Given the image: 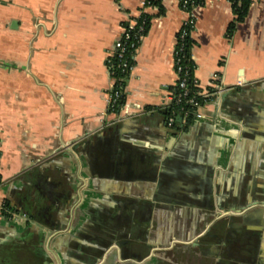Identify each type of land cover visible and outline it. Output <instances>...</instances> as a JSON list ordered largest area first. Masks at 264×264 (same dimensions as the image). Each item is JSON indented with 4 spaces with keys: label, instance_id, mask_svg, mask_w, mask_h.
<instances>
[{
    "label": "crops",
    "instance_id": "crops-1",
    "mask_svg": "<svg viewBox=\"0 0 264 264\" xmlns=\"http://www.w3.org/2000/svg\"><path fill=\"white\" fill-rule=\"evenodd\" d=\"M143 13L114 111L111 55ZM194 13L193 76L229 89L175 127L181 0H0V264H264V0L232 32L234 0Z\"/></svg>",
    "mask_w": 264,
    "mask_h": 264
},
{
    "label": "built area",
    "instance_id": "built-area-1",
    "mask_svg": "<svg viewBox=\"0 0 264 264\" xmlns=\"http://www.w3.org/2000/svg\"><path fill=\"white\" fill-rule=\"evenodd\" d=\"M152 0H142V7L147 8L152 6ZM202 1V0H201ZM203 2V1H202ZM190 4V7H189ZM199 4L196 3V0H181L182 8L188 12V17L184 20L180 32L178 34L177 46L175 49V71L178 76L177 87L179 88V92L177 95H172L171 99L165 105V108L171 107V105L175 104H188L195 109L200 107L206 101H208L214 94L220 93L222 91H227L229 88L219 87L216 91H207L202 89L197 79L193 77L192 86H188V78L190 77V65L184 62L185 58L191 59V53L189 55L186 54V42L188 37H190V33L192 29L196 25V16H195V8ZM144 22L139 23L138 19H129L124 27V32L122 36L116 41L114 45V50L111 55L110 63H111V75L113 83L111 85V93H110V101H109V109H113L118 101L123 97L124 90L126 87L128 75L133 66V52L130 53L128 48L134 47L136 49L137 45L136 41H141L143 34L142 31L144 29ZM134 49V50H135ZM129 52V53H128ZM113 60L115 62H113ZM244 79L238 78L236 85L242 86L244 85ZM159 109H145V113H149L152 111H158ZM176 110H172V114L168 116V124L170 126H174L176 123L175 118ZM188 112L185 111L184 116H187ZM2 186V181L0 179V187ZM5 201L0 204V210L5 208ZM10 214H12L9 211ZM14 215V213H13Z\"/></svg>",
    "mask_w": 264,
    "mask_h": 264
},
{
    "label": "trees",
    "instance_id": "trees-1",
    "mask_svg": "<svg viewBox=\"0 0 264 264\" xmlns=\"http://www.w3.org/2000/svg\"><path fill=\"white\" fill-rule=\"evenodd\" d=\"M203 1V0H202ZM201 0H196V3L200 4L202 3ZM151 3L154 5V4H159V0H152ZM250 4H251V0H234V13L236 14V17H235V21L234 23L231 25L230 27V32L233 31V29L235 28V22L237 23L238 21H241L247 14L248 12V9L250 7ZM189 7H190V4H189ZM160 10L163 11V8L162 6H160ZM139 23L144 22V29L142 31V34L143 36L147 33L148 29H149V26H150V22H151V16L148 15V14H145L143 13L139 18H137ZM140 41H136V44H139ZM134 47H131V48H128V50L131 52L134 51ZM185 51H186V54L189 55V53H191V39L190 37H188V40L186 42V48H185ZM129 53V52H128ZM113 62H115L113 60ZM184 62L188 63L190 65V77L188 78V86L191 87L192 86V81H193V64H192V61L191 59L189 60L188 58H185L184 59ZM179 92V88L178 87H175L174 89V95H177ZM125 100V94L123 95V97L118 101V103L115 105V107H113V109L111 110H118L120 108V106L123 104ZM175 109L176 112H175V118H176V123H175V127H177L180 123L178 122V116L181 115L182 117L184 116L185 114V111L188 112L187 114V117H188V120L190 121L192 118H193V112L195 110V107L191 106V105H188V104H173L171 105V107L167 108V111H166V115L167 117L170 116L172 114V110ZM11 206L8 202L5 203V208L0 210V213L3 215V216H9L10 213H9V210H11Z\"/></svg>",
    "mask_w": 264,
    "mask_h": 264
},
{
    "label": "water",
    "instance_id": "water-1",
    "mask_svg": "<svg viewBox=\"0 0 264 264\" xmlns=\"http://www.w3.org/2000/svg\"><path fill=\"white\" fill-rule=\"evenodd\" d=\"M166 111H167V109H166V108H164V109L162 110V112H163V113H166ZM181 118H182V116H181V115H179V116H178V121H179V122L181 121Z\"/></svg>",
    "mask_w": 264,
    "mask_h": 264
},
{
    "label": "flooded vegetation",
    "instance_id": "flooded-vegetation-1",
    "mask_svg": "<svg viewBox=\"0 0 264 264\" xmlns=\"http://www.w3.org/2000/svg\"><path fill=\"white\" fill-rule=\"evenodd\" d=\"M48 264V263H47Z\"/></svg>",
    "mask_w": 264,
    "mask_h": 264
}]
</instances>
